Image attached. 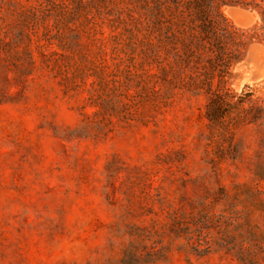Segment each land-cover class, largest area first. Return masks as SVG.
<instances>
[{
	"label": "rangeland",
	"instance_id": "obj_1",
	"mask_svg": "<svg viewBox=\"0 0 264 264\" xmlns=\"http://www.w3.org/2000/svg\"><path fill=\"white\" fill-rule=\"evenodd\" d=\"M193 36L167 0H0V264H264V40L222 84Z\"/></svg>",
	"mask_w": 264,
	"mask_h": 264
},
{
	"label": "trees",
	"instance_id": "obj_2",
	"mask_svg": "<svg viewBox=\"0 0 264 264\" xmlns=\"http://www.w3.org/2000/svg\"><path fill=\"white\" fill-rule=\"evenodd\" d=\"M228 0H167L172 12L181 25L194 34L199 47L210 54L213 73L220 83L226 77L234 62L241 59L242 51L254 39L264 40V25L249 30H238L224 17L221 7ZM232 1V0H230ZM260 10L264 20V0H242Z\"/></svg>",
	"mask_w": 264,
	"mask_h": 264
}]
</instances>
